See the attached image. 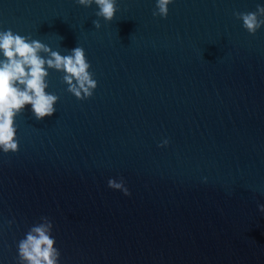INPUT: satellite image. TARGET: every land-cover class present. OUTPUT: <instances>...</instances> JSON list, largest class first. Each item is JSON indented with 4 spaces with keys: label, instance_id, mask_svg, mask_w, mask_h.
Here are the masks:
<instances>
[{
    "label": "water",
    "instance_id": "1",
    "mask_svg": "<svg viewBox=\"0 0 264 264\" xmlns=\"http://www.w3.org/2000/svg\"><path fill=\"white\" fill-rule=\"evenodd\" d=\"M257 4L172 0L161 18L155 0H116L105 21L95 4L0 0V30L62 55L82 47L97 82L77 99L49 69L56 111L15 117L0 264H17L41 216L60 264H264V25L249 34L233 15Z\"/></svg>",
    "mask_w": 264,
    "mask_h": 264
},
{
    "label": "clouds",
    "instance_id": "2",
    "mask_svg": "<svg viewBox=\"0 0 264 264\" xmlns=\"http://www.w3.org/2000/svg\"><path fill=\"white\" fill-rule=\"evenodd\" d=\"M78 5H96L95 15L111 21L117 11L116 0H75ZM172 0H155L152 15L166 18L168 5ZM242 21V27L255 34L264 25V6L257 4L255 11L234 12ZM96 28L99 20H94ZM45 54V55H42ZM0 151L4 153L18 150L15 117L26 105L31 106L33 116L41 120L51 116L56 108L58 96L47 92L49 69L62 73V81L67 91L77 99H87L93 95L97 82L89 71L90 64L80 46L62 55L36 39L14 33L11 29L0 30ZM164 145L167 140L162 142ZM107 186L130 195L123 178H109ZM264 212V204L258 205ZM13 221H8L11 224ZM52 221L41 216L39 222L29 227L24 237L17 242V264H60V250L55 247L51 235Z\"/></svg>",
    "mask_w": 264,
    "mask_h": 264
}]
</instances>
